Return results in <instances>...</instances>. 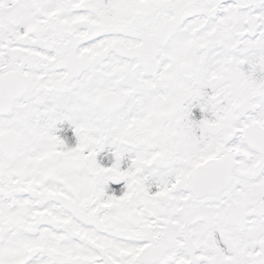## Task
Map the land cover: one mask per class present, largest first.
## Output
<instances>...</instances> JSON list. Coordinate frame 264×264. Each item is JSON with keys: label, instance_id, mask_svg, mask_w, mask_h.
I'll use <instances>...</instances> for the list:
<instances>
[{"label": "snow or ice", "instance_id": "obj_1", "mask_svg": "<svg viewBox=\"0 0 264 264\" xmlns=\"http://www.w3.org/2000/svg\"><path fill=\"white\" fill-rule=\"evenodd\" d=\"M0 264H264V0H0Z\"/></svg>", "mask_w": 264, "mask_h": 264}]
</instances>
